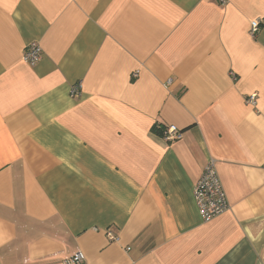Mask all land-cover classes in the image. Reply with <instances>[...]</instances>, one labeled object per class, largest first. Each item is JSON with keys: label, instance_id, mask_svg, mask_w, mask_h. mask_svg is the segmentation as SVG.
<instances>
[{"label": "crops", "instance_id": "obj_1", "mask_svg": "<svg viewBox=\"0 0 264 264\" xmlns=\"http://www.w3.org/2000/svg\"><path fill=\"white\" fill-rule=\"evenodd\" d=\"M219 1L0 0V264H264V0Z\"/></svg>", "mask_w": 264, "mask_h": 264}, {"label": "built area", "instance_id": "obj_2", "mask_svg": "<svg viewBox=\"0 0 264 264\" xmlns=\"http://www.w3.org/2000/svg\"><path fill=\"white\" fill-rule=\"evenodd\" d=\"M221 5L226 4V0L219 1ZM260 27L259 20H253L249 23V34L255 36ZM41 56V48L37 44H31L25 48L23 61L28 65H34ZM231 78L236 80V76L231 73ZM168 84L171 81L167 82ZM80 85L76 84L71 89V95L79 93ZM256 94H250L246 97L245 103L251 107L256 106ZM181 137L180 131L173 125L162 127V138L167 141H174ZM193 199L197 208L199 217L204 223H208L214 218L230 210L229 203L226 199L223 187L216 171V162L210 159L199 176V179L193 186ZM107 237L110 241H117L109 232ZM82 256L76 253L66 264H81Z\"/></svg>", "mask_w": 264, "mask_h": 264}, {"label": "trees", "instance_id": "obj_3", "mask_svg": "<svg viewBox=\"0 0 264 264\" xmlns=\"http://www.w3.org/2000/svg\"><path fill=\"white\" fill-rule=\"evenodd\" d=\"M154 132L158 133L160 136H162V129H153Z\"/></svg>", "mask_w": 264, "mask_h": 264}]
</instances>
